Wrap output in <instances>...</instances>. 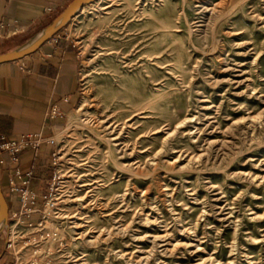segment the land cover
<instances>
[{"label": "rangeland", "instance_id": "374dc122", "mask_svg": "<svg viewBox=\"0 0 264 264\" xmlns=\"http://www.w3.org/2000/svg\"><path fill=\"white\" fill-rule=\"evenodd\" d=\"M77 16L63 29L79 53L80 96L45 167L39 253L51 264H211L200 262L210 255L224 264L230 254L264 264V241L249 235L264 240L250 219L264 215V181H252L264 175V0H101ZM248 115L257 120L247 124ZM186 116L194 118L163 146ZM110 123L117 146L106 141ZM85 194L108 203L103 214L65 201ZM226 201L242 224L243 254L230 253ZM79 211L92 228L81 239L63 217ZM15 222L0 230V256Z\"/></svg>", "mask_w": 264, "mask_h": 264}, {"label": "crops", "instance_id": "0c3cea01", "mask_svg": "<svg viewBox=\"0 0 264 264\" xmlns=\"http://www.w3.org/2000/svg\"><path fill=\"white\" fill-rule=\"evenodd\" d=\"M73 0H0V54L19 45L17 41L35 37ZM66 29V28H64ZM64 29L33 54L18 61L0 64V132L9 137L42 135L53 137L66 117L78 104L80 65L76 46L68 41ZM20 67H23L22 70ZM53 107L57 115L51 116ZM53 145L44 143L39 151L28 149L21 154L19 165H0V181L9 211L19 206V197L9 192V180L17 166L26 172L34 166L31 188L44 190L43 178ZM18 182L21 178L16 177Z\"/></svg>", "mask_w": 264, "mask_h": 264}, {"label": "built area", "instance_id": "2783aa9c", "mask_svg": "<svg viewBox=\"0 0 264 264\" xmlns=\"http://www.w3.org/2000/svg\"><path fill=\"white\" fill-rule=\"evenodd\" d=\"M20 68L24 70L23 67ZM57 113L58 110L53 107L50 112L51 116H55ZM44 143L55 146V136L44 138L42 135L37 134L35 136L9 137L0 132V165L6 164L4 153L10 155L12 164L19 165L21 154L24 151L34 149L37 153ZM56 154L54 149L52 153L54 160H56ZM34 176V166L26 172L20 166H17L14 176L9 180V192L19 197V206L10 212L8 220L16 219V222L12 225H16L17 228L13 233L11 225L5 253L0 256V264H51L48 253L40 254L39 249L36 247L38 246L37 237L42 239L46 229L44 225L45 214L41 209V204L48 197V190L45 193H40L31 188L30 185ZM16 177L21 178V182H18ZM41 213L43 214L42 218L38 221L35 220L34 215L39 218Z\"/></svg>", "mask_w": 264, "mask_h": 264}, {"label": "bare ground", "instance_id": "6f19581e", "mask_svg": "<svg viewBox=\"0 0 264 264\" xmlns=\"http://www.w3.org/2000/svg\"><path fill=\"white\" fill-rule=\"evenodd\" d=\"M100 1L101 0H98V1H96V2H94V3H92V4H86L80 11H79V15L80 14H82V13H84L87 9H89V8H93V7H96L99 3H100ZM228 1H232V0H228ZM218 4H219V2H218ZM105 7V6H104ZM206 8V7H205ZM77 14V15H78ZM76 15V16H77ZM78 15V16H79ZM219 15H221V14H219ZM76 16H74V17H76ZM77 16V17H78ZM75 19V18H74ZM89 104V101L88 100H86L85 102H83V103H81L80 104V106L78 107V109H77V111L79 112V111H83V110H85L86 109V107H87V105ZM135 115H137V113L135 114ZM134 115V116H135ZM109 118H111V116L109 117ZM192 118H194V117H188V116H186V117H184V118H182L178 123H177V125L175 126V129L173 130V131H167L166 132V137L163 139V146H164V144L167 142V140H168V138L177 130V129H179V128H181V127H184V126H186V124L188 123V122H190L191 120H192ZM244 120H246V123L247 124H250V122H254V121H256L257 120V117L256 116H252V115H248L247 117H244ZM104 122H106V120H103V122L102 123H104ZM253 124V123H252ZM128 125V124H127ZM255 126V125H254ZM248 127V126H247ZM116 128H117V126H114L113 124H111L110 123V125L108 124V125H105V129H107V131H109V133L112 135L111 137H108V138H106V141H107V143H108V145H109V147L111 146V145H114V146H117V145H119L117 142H119L122 138H121V136H120V134L119 133H117L116 132ZM191 132V131H190ZM191 134H192V132H191ZM215 141H210L209 143L211 144V145H214L213 143H214ZM217 142V141H216ZM215 142V143H216ZM226 143V142H225ZM217 145V144H216ZM224 145V144H223ZM120 148V147H119ZM109 152L111 153V150H109ZM158 153V152H157ZM157 155V154H156ZM156 155H155V157H156ZM202 156V154H200L199 155V157H201ZM121 157V156H120ZM123 157V156H122ZM196 156H194V157H190L189 159H188V161L186 162V164L185 165H187V166H189V165H192V163H193V161H194V158H195ZM198 157V158H199ZM179 158H181V154H179L177 157H176V159H175V161L176 160H178ZM117 166L121 169V168H127V166H129V165H127V164H123V163H119V164H117ZM91 181V180H90ZM252 181L253 182H262V181H264V175H262V176H259L258 177V175H252ZM87 185H89V186H92V184H85V185H83V186H87ZM212 187H214V188H216L217 186L216 185H214V186H212ZM90 191H92V189L90 188V190L88 191V192H90ZM218 195H219V193H218ZM88 195L87 194H85L84 196H78V197H75L74 199H72V200H69V198H67V200H65V201H74L75 203H77L78 205H79V208L81 207V209H84V208H86V207H93V206H96V208H98V210H99V212L100 213H102L103 214V212H104V209L108 206V203L107 204H104V203H102V202H96V203H93V202H91L90 200H87L88 199V197H87ZM261 198V197H260ZM260 198H258V199H260ZM263 199V198H262ZM217 201H218V203L222 200L221 198H217L216 199ZM64 201V200H63ZM204 203V202H203ZM227 206H229V211L227 212V215H228V217H227V220L226 221H230V222H232V224H233V226H234V241L232 242V244H231V246H230V253H233L234 251H237L238 252V254H243V252H241L240 251V245L238 244V242H237V238H238V235H239V233H240V230H241V226H242V224H241V222H240V219H239V216L238 215H236L235 213V207H234V203H230V202H227L226 201V206H221L220 207V210H224ZM206 210V209H205ZM205 213V212H204ZM251 214V220H253V221H257L258 223H259V227L261 228V227H264V215L263 216H261L257 211L255 212H251L250 213ZM64 215V214H63ZM108 215V214H107ZM236 215V216H235ZM63 217H66V218H69V219H72V221L70 222L71 224H72V229H73V231L75 232V234L77 235V239H81V238H83V237H85V236H89L91 233H92V228H90V229H87V230H85V227L87 226L86 225V222H88L86 219L88 218V216L87 215H85V214H83L81 211H79V212H77V213H75L74 215H71V214H68V215H64ZM3 225H4V223H1L0 224V230L3 228ZM16 228H17V226L16 225H12V229H13V233H15V231H16ZM264 230V229H263ZM100 235L101 234H99L98 236H91L92 237V239H91V241H96L97 240V238H99L100 237ZM249 235H250V239H251V241H252V245H259V244H261L264 240H259V239H257V238H255L253 235H251V232H249ZM263 236H264V234H263ZM165 237V235H162V236H154L153 238L155 239V241H156V239H161V238H164ZM154 244L156 245V242H154ZM177 244H179V243H176L175 244V246L177 245ZM181 245V244H180ZM200 247H199V245H197V249L198 250H200L199 249ZM124 255V254H123ZM230 258L229 259H227L226 260V262L224 263V264H235V259H236V257H234V255H232V254H230V256H229ZM248 259H250V258H252V255H249L248 257H247ZM145 259H147V258H144V257H140L139 259H138V262H141V261H143V260H145ZM81 260V258H77L76 260H75V264H79L78 262ZM205 261H207V262H211V264H214L215 262H216V264H222L221 263V260L220 259H216L215 257H212L211 255L209 256V258L208 259H206V258H203L200 262L202 263V262H205ZM249 263H254L253 261H251V262H249Z\"/></svg>", "mask_w": 264, "mask_h": 264}, {"label": "water", "instance_id": "95a60500", "mask_svg": "<svg viewBox=\"0 0 264 264\" xmlns=\"http://www.w3.org/2000/svg\"><path fill=\"white\" fill-rule=\"evenodd\" d=\"M98 0H73L53 21L27 44L0 54V64L18 61L38 51L42 45L65 28L79 11L86 5ZM9 218V204L0 181V224Z\"/></svg>", "mask_w": 264, "mask_h": 264}]
</instances>
